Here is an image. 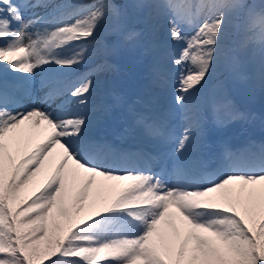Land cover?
Here are the masks:
<instances>
[{"label": "snow or ice", "instance_id": "1", "mask_svg": "<svg viewBox=\"0 0 264 264\" xmlns=\"http://www.w3.org/2000/svg\"><path fill=\"white\" fill-rule=\"evenodd\" d=\"M129 7L147 10L146 22L153 13L167 16L168 41L154 48L152 68L153 83L171 84L174 108L167 112L137 111L142 100L131 82L127 98L90 106L92 76L72 79L97 54L103 29L117 40L105 44L93 72L113 70L108 57L138 40L125 22ZM193 7L205 15L196 19ZM230 30L239 37L234 47L226 45ZM253 43L259 47L249 54ZM173 46L177 55L161 50ZM0 64V264H264V143L216 153L212 129L253 116L236 106L226 80L202 94L221 67L231 80L264 91V0L122 7L111 0H0ZM117 110L118 139L139 130L133 147L108 137L106 122ZM176 116L183 131L173 142L165 129ZM41 124L47 135L30 146L25 137L39 134ZM53 153L60 157L53 172L22 198ZM97 177L132 184L92 212Z\"/></svg>", "mask_w": 264, "mask_h": 264}, {"label": "rangeland", "instance_id": "2", "mask_svg": "<svg viewBox=\"0 0 264 264\" xmlns=\"http://www.w3.org/2000/svg\"><path fill=\"white\" fill-rule=\"evenodd\" d=\"M89 1V3L93 2V0H80V2H85ZM138 0H131L129 5L137 3ZM197 3H199V0H197ZM133 9V8H132ZM196 9V8H195ZM133 11L137 14V16L141 15V13L144 10H136L133 9ZM197 11V10H196ZM82 15H87V13H82ZM205 15L204 12L200 13V18L201 19L203 16ZM158 18V17H157ZM109 39V40H113L114 42L117 40V37L112 36L109 34V30L103 29L100 33V35L97 37V42L94 45V48L97 52V54L95 56H93L89 62L87 64H85L81 69H83V75L87 74L92 76L93 81H94V87H95V91L93 93V95L91 97H89V104L91 105H101L104 103H110L111 99H112V94L111 91H113V86L117 85L120 82V79L123 78V69H124V64L118 63L117 61L119 60L118 57L114 58V65L115 68L113 75H110L109 71H96L93 72L92 69H95V67L91 68L94 64V62H96L97 59H100V64L103 63V57L101 55H99V53H101L103 51V48L105 46V40ZM141 39L138 38V40H136L133 44L126 46V50L123 51V55L125 57V63L126 65H128V70L130 71V73L132 74V76L134 77H138L139 73H138V69L140 68L141 63L146 59V54L141 53L140 51L142 50V44L140 43ZM130 49V50H129ZM136 56H140L142 58L141 61H138V63L133 61V57ZM174 56V55H172ZM112 56L108 57L111 58ZM92 65V66H90ZM0 67H4L3 64H0ZM80 72V70H79ZM79 72L77 73H73L72 75V79L76 80V78H78ZM172 76H174V72L171 74ZM218 73H215L212 80L215 82L214 83V87L216 86L217 82H218V77H217ZM76 76V77H75ZM39 79L40 77L36 78L35 84L38 87V83H39ZM140 77L137 78V80H139ZM128 84L126 83V88H128ZM210 84V83H209ZM158 86V85H157ZM162 87H165L164 89V95L168 96L169 101H170V106L167 109V111L171 110L174 108V100H173V95L174 93L172 92L171 89V84L169 83L168 85H164L162 84ZM213 87V88H214ZM212 88V89H213ZM211 89V90H212ZM264 101V98L262 99ZM240 102V104H244L247 108H249V105H247L248 103L246 101L243 100H238ZM38 107H47V105H44L40 102H38L37 104ZM53 107H55V105H53ZM242 107V105H241ZM245 110V109H244ZM113 116V114H112ZM27 125H25L24 127L26 128ZM230 126V125H229ZM228 126V127H229ZM41 127H43L44 129V125L41 124ZM228 127L223 128V129H215L214 131L217 133V135L221 136L222 134H224L225 131H228ZM31 133V134H30ZM26 137H25V141L30 145V146H34L37 143H41L44 141L45 136L47 135V133H45L42 129L41 132L39 134H33L32 132H30ZM221 139H218V142ZM222 143H224V140H221ZM146 144L147 143H153L157 146L158 142L156 141H144ZM59 155L57 153H53V157H52V163L51 164H46L44 169L41 171V173H39L37 175V177L34 178V181L32 184H30L25 192L22 194V198L23 197H27L30 196L33 191L39 187L40 185H42L44 183V181L46 180V178L53 172L55 164L59 162ZM132 184L131 181H104L101 177H97L96 178V183L93 186V192H97V204H96V208L95 209H88V211H92L95 212L97 209H101L103 208V205L106 203L111 202L112 200L116 199L119 195H121L130 185ZM79 186V185H78ZM77 186V187H78ZM75 195H76V191L74 190L72 193V200L68 201L67 205L68 207L71 206L72 201L75 199ZM74 211V209H72ZM54 213L56 212V210H53ZM61 219V224L63 225L64 220L63 218ZM48 263V261H45V264ZM98 264H103V261H99Z\"/></svg>", "mask_w": 264, "mask_h": 264}, {"label": "trees", "instance_id": "3", "mask_svg": "<svg viewBox=\"0 0 264 264\" xmlns=\"http://www.w3.org/2000/svg\"><path fill=\"white\" fill-rule=\"evenodd\" d=\"M159 2H161V0H159ZM129 9V8H128ZM126 13L128 15V10L126 9ZM148 14V13H147ZM154 16H155V13H153V18L150 21V24L152 26V34L154 37H159V34H158V31L157 29L159 28V25H157V22L154 21ZM162 19V18H161ZM238 35L233 33L231 30H230V36H229V39L226 41V45L228 47H234L235 46V41L238 40ZM223 67H221L220 69L217 70L216 73H218L217 76H219L220 78L224 77V71H222ZM222 73V75L220 74ZM48 264V263H46Z\"/></svg>", "mask_w": 264, "mask_h": 264}, {"label": "bare ground", "instance_id": "4", "mask_svg": "<svg viewBox=\"0 0 264 264\" xmlns=\"http://www.w3.org/2000/svg\"><path fill=\"white\" fill-rule=\"evenodd\" d=\"M29 126L27 125L26 128H28ZM41 129L43 130V127H41ZM31 134V133H30ZM36 134L35 132H32V135Z\"/></svg>", "mask_w": 264, "mask_h": 264}]
</instances>
